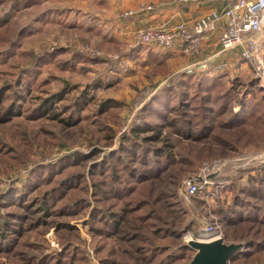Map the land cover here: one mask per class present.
<instances>
[{
  "label": "rangeland",
  "instance_id": "rangeland-1",
  "mask_svg": "<svg viewBox=\"0 0 264 264\" xmlns=\"http://www.w3.org/2000/svg\"><path fill=\"white\" fill-rule=\"evenodd\" d=\"M72 1L0 0V14L4 9L11 15L7 30L0 31V52L5 53L0 59V87L11 84L21 95L17 99L20 113L8 121H0V195L9 188H17L22 192L20 203L35 201L39 204L44 191L58 186V180L73 175L78 177L77 173H81L79 185L76 183L78 187L68 191L67 197L79 199L85 196L88 201L82 214L52 215L43 219L45 224L37 226L30 219L38 215L32 213L37 204L31 210L18 206L19 203L16 207L1 209V213L7 210L28 216L16 250L22 247L28 250V246H33L32 252L38 255L37 259L45 255L54 257L63 250L62 244L66 241L69 249L77 247V252L82 254L83 259L78 264H102L101 258L106 252L97 253V245L109 246L114 243V237L98 234L90 227L89 213L94 206L92 180L100 178L90 167L116 150L122 136H137V142L143 148H160L171 154L159 176L152 179L151 191L163 196L157 205L164 208L168 218L176 220L180 229L174 250L189 246L191 240H210L200 236L208 225L218 229L220 240L225 244H240L236 253L243 250L245 240L230 236L232 232L222 225L215 209L218 203L227 206L232 201V179L243 183L248 177L264 173V123L251 120L252 114L250 120L237 122L238 125L232 120L233 114L242 113L243 102L255 99L261 103L264 72L257 73L248 60L243 68L239 65L231 69L224 67L211 75L207 69L173 72L158 63L146 67L148 64L143 59L133 58L132 45L116 37L111 28H99L91 17L72 10L69 7ZM13 4L18 8L9 12ZM46 54H52V58L34 67V58ZM31 68H36L34 73L25 74L24 70ZM184 73L219 77L220 84L213 89L212 105L218 110L225 101L226 109L219 114L216 112L211 132L202 138L185 136L177 130L181 119L192 114L191 107L182 109L186 110L187 116L180 115L181 108L178 107L167 114L168 119L162 120L153 113H144L154 95L183 78ZM64 87L69 89L67 99L54 105L55 111L60 112L58 116L27 117L28 105L33 107ZM82 91H86L87 102L75 120V115L69 117L61 111V106ZM190 92L193 95L195 89ZM195 96L192 97L195 99ZM167 101L176 102L175 98ZM104 103L106 108L102 106ZM257 112L258 116H264V101ZM176 115L179 119L170 122ZM143 118H149V127L131 133L144 125ZM83 154L87 157H79V166L60 171L54 169L50 175L55 177L43 180L46 185L36 183L32 189L26 188L32 171L39 169L42 174V166L52 165L64 156ZM204 163L212 166L209 174L212 183L201 184L197 179L201 188L189 196L185 192V182L198 176ZM149 188H143L141 193L146 194ZM102 204L105 203L100 206ZM56 222H68L76 229L68 234L66 230H58ZM10 255L0 254V264H21L16 260L17 256L15 259ZM193 255L187 252L177 264L188 263ZM230 260L227 264H264L263 259L248 261L237 255Z\"/></svg>",
  "mask_w": 264,
  "mask_h": 264
},
{
  "label": "trees",
  "instance_id": "trees-1",
  "mask_svg": "<svg viewBox=\"0 0 264 264\" xmlns=\"http://www.w3.org/2000/svg\"><path fill=\"white\" fill-rule=\"evenodd\" d=\"M17 8L18 6L13 4L9 12H13ZM10 18V13L3 9L0 14V31L7 30L6 24ZM3 53L0 52V59L5 54ZM48 58L51 59L52 54L35 57L34 67L41 62L48 61ZM31 69L24 70L25 74L32 75L36 68ZM18 84L19 80H17ZM219 84V77L184 73L183 78H179L155 94L145 107L144 113H153L162 120L168 119L167 114L178 107L181 108L180 115L187 116L186 110L182 111V109L191 107L192 114L187 119L185 117L181 119L177 128L178 132L185 136L193 135L196 138L208 136L216 112L219 114L226 109L225 101L222 102L218 110L212 105L213 89ZM178 88L179 91H177ZM191 89H195L196 100L192 97L194 94H191ZM68 93L69 89L64 87L41 99L37 105L33 107L28 105L27 117L36 119L58 116L60 112L55 111L54 105L66 100ZM85 93L86 91H82L79 96L68 99L67 104L61 106V111L68 113L69 117L75 115V120L78 119L87 102ZM19 97L21 95L11 84L0 87L1 122L8 121L20 113L21 110L17 106ZM166 98L167 100L175 98V104H171L172 101H167ZM260 100L261 103L256 102L255 99L254 101L249 99L242 103V113L232 116L236 125H238L237 122L242 123L250 120L249 115L251 114L254 116L251 120L264 123V116H258L257 112L261 104L263 105L264 94L260 96ZM102 106L107 107L105 103ZM179 117L176 115L169 121L175 122ZM143 119L144 125L136 127L131 133L145 131L149 127V118ZM71 157L74 158L69 160ZM79 157L85 159L87 156L84 154L82 156H64L52 165L42 166V174L39 173V169L32 171L26 188L32 189L36 183L42 184V186L46 185L47 183L43 180L54 178L55 175H50L54 169L60 171L73 165L79 166L81 164ZM170 159L171 154L164 149L143 148L138 144L137 136H122L116 150L110 151L101 161L91 165V171L100 178L92 180L94 206L89 213L90 227L98 234H103L108 238L114 237V243L109 246L101 243L97 245V253L106 252V256L101 258L102 264H177L178 261L184 259L187 252L195 253L187 245H183L179 250H174L181 235L180 229L177 228L176 220L168 218L164 213V208L157 205L163 196L153 194L151 191L152 179L159 176ZM77 174L78 177L73 175L58 180L55 190L46 189L39 204L35 201L20 203L22 192L17 188H9L0 195V211L3 208L16 207L17 203H19L18 206L22 205L31 210V207L37 204V208L32 213L38 215L30 218L36 226L45 224L43 219L52 215L77 216L82 214L88 206L85 196L79 199L67 197V192L78 187L76 183L79 185L82 179V174ZM38 178H40L39 182ZM232 181H234L230 183V188L233 190L232 201L227 206L218 203L215 209L216 213L219 215L222 225L232 232L230 236L233 239L245 240L243 250L235 253L234 256L243 257L248 261L254 258L264 260V173L248 177L243 183L233 179ZM145 187L150 188L146 194H143L141 191ZM102 202L105 204L100 206ZM167 213H171V211H167ZM175 217L177 219V216ZM27 219L28 216L25 213L7 210L4 213L0 212V254L17 256V259L14 258L21 264H78L77 262L83 259L82 254L77 252L78 248L69 249V244L67 245L66 241L62 244L64 245L63 250L54 257L45 255L37 259L38 255L32 252L33 246H28L26 248L28 250H23V247L16 250L20 244ZM55 224L58 230H66L68 234L76 229L68 222H56Z\"/></svg>",
  "mask_w": 264,
  "mask_h": 264
},
{
  "label": "crops",
  "instance_id": "crops-1",
  "mask_svg": "<svg viewBox=\"0 0 264 264\" xmlns=\"http://www.w3.org/2000/svg\"><path fill=\"white\" fill-rule=\"evenodd\" d=\"M234 0H73L70 8L79 10L95 22V26L111 28L113 34L131 46L133 58L143 59L146 67L156 63L162 64L170 71H189L188 69L206 61L209 74H216L219 64L225 68L239 65L243 68L245 60L240 58L239 47L222 49L219 37L224 29L226 19L221 17L215 29L204 35L197 52L184 54L177 47L162 48L148 45L137 40L136 32L140 29L155 28L169 30L178 24H189L206 17L211 12H222ZM131 10L133 14L121 17L123 11ZM90 18V19H91ZM214 72V73H213ZM219 72V71H218Z\"/></svg>",
  "mask_w": 264,
  "mask_h": 264
},
{
  "label": "built area",
  "instance_id": "built-area-1",
  "mask_svg": "<svg viewBox=\"0 0 264 264\" xmlns=\"http://www.w3.org/2000/svg\"><path fill=\"white\" fill-rule=\"evenodd\" d=\"M131 14H133L131 10H126L121 13V17H127ZM221 17L226 19L224 29L219 37L221 48L224 50L239 47L240 58L250 61L257 73H263L264 0H234L222 12L213 11L206 17L198 18L189 24H178L169 30L140 29L136 36L141 43L162 48L177 47L180 52L189 54L199 50L202 38L215 29L217 21ZM224 67L225 64L218 65L219 69ZM208 68V63L201 61L188 70L204 71ZM211 168L212 166L204 163L200 174L185 182L187 195H195L200 190L201 184L212 183L209 177L210 172H212ZM197 179L201 181V184ZM200 236L221 239L218 229L211 225L203 228Z\"/></svg>",
  "mask_w": 264,
  "mask_h": 264
},
{
  "label": "water",
  "instance_id": "water-1",
  "mask_svg": "<svg viewBox=\"0 0 264 264\" xmlns=\"http://www.w3.org/2000/svg\"><path fill=\"white\" fill-rule=\"evenodd\" d=\"M188 245L195 253L186 264H227L241 247L240 244H225L220 239L207 243L191 240Z\"/></svg>",
  "mask_w": 264,
  "mask_h": 264
},
{
  "label": "bare ground",
  "instance_id": "bare-ground-1",
  "mask_svg": "<svg viewBox=\"0 0 264 264\" xmlns=\"http://www.w3.org/2000/svg\"><path fill=\"white\" fill-rule=\"evenodd\" d=\"M215 240H217V239L215 237H212V238H210V240L207 239V241H199V242L207 243V242H212V241H215Z\"/></svg>",
  "mask_w": 264,
  "mask_h": 264
}]
</instances>
